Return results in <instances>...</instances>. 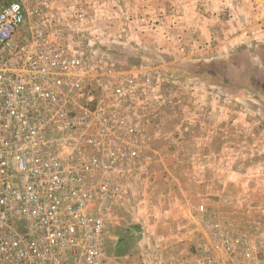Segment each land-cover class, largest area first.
<instances>
[{"label":"rangeland","instance_id":"1","mask_svg":"<svg viewBox=\"0 0 264 264\" xmlns=\"http://www.w3.org/2000/svg\"><path fill=\"white\" fill-rule=\"evenodd\" d=\"M13 1L0 0V10ZM55 1L47 0L43 12L61 36L60 46L88 62V68L73 69L71 76L84 84L81 99L94 121L89 134L100 131L97 120L102 115L116 121L117 116L131 118L135 130L130 134L124 125L111 124L124 138L125 169L111 177L122 197L113 202L107 216L110 255L119 259L133 247L130 241L119 247L113 208L119 205L150 214L156 208L159 215L174 184L179 196L184 191L197 207L199 216L193 225H203L208 242L214 224L243 236L264 229L260 199L264 188L252 187L253 177L264 179V155L259 151L264 143L259 134L264 130V0H251L248 9L243 6L245 0H224L220 9L208 0L198 6L190 0L191 7L207 20L202 30L191 29L201 42H195L191 33L187 37L189 32L182 27L172 26L140 42L125 33L109 40L104 27L97 25L91 2L78 0L65 6L68 16L61 18L48 13L51 5L56 8ZM28 34V26L21 28L15 43ZM121 87L124 91L118 94ZM253 148L259 154H253ZM88 154L102 157L92 149ZM202 181L205 193L199 186ZM184 182L188 187H182ZM234 187L237 200L229 203L230 197H236ZM133 188L140 192L136 204ZM215 190L225 206L211 204ZM202 193L205 199L198 200ZM126 233L132 232L127 229ZM168 253L159 252L157 258H167Z\"/></svg>","mask_w":264,"mask_h":264},{"label":"built area","instance_id":"2","mask_svg":"<svg viewBox=\"0 0 264 264\" xmlns=\"http://www.w3.org/2000/svg\"><path fill=\"white\" fill-rule=\"evenodd\" d=\"M46 3L14 0L0 10V264H121L107 249L108 212L121 196L111 177L125 169L124 138L111 124L135 130L131 118L102 115L89 134L84 84L71 76L88 62L60 46ZM210 232L194 264H264L249 262L246 236L219 224Z\"/></svg>","mask_w":264,"mask_h":264},{"label":"crops","instance_id":"3","mask_svg":"<svg viewBox=\"0 0 264 264\" xmlns=\"http://www.w3.org/2000/svg\"><path fill=\"white\" fill-rule=\"evenodd\" d=\"M80 1L81 0H79V2ZM88 1L93 4V13L98 21L97 25L104 27L102 31L105 32L109 40H112V37L120 36L125 33L126 36L130 37L134 42H140L147 37H156L155 34H157L158 31L162 33L166 28L172 26L182 27L183 32H189L187 37H190L191 33L193 37L195 36V42H201L202 39L199 34H196V32L191 29L195 26L198 30H202V28L207 26L206 17L197 13L196 8L191 7L190 0ZM202 1L203 0H195V6H198ZM223 1L224 0H208V2H212L211 4H217V9L223 7ZM245 1L244 3L241 1L237 2L235 6L243 3V6L248 9V5H253L251 0ZM76 3H78V0H56L54 3L56 8H53L54 6L51 5V9L48 13L52 17L53 15H59L61 18H66L68 16V7H64ZM180 3L183 4V7L178 5ZM180 8L183 10V13L179 11ZM177 11L180 12V16ZM203 14H205V12H203ZM156 21H160L161 25L157 26L155 24ZM154 26H156L157 29L154 30ZM193 37H191V41L194 40ZM259 134L264 138V130H261ZM251 151L254 152L253 154H259L258 151L255 152L254 148ZM259 151L262 152L261 156L263 157L264 143ZM262 168L261 171L264 172V160ZM252 169L253 168H250V170ZM252 182V187L258 186L264 188L263 178L253 177ZM184 183L185 185H182V187H188V183ZM199 186L203 188L202 192L205 193L206 182H199ZM169 187H171V190L169 192L167 191L165 196L166 200L162 202L164 205L162 208L164 209L160 210L159 215L156 208L154 212L151 213L153 216L149 212L139 213L135 209L127 211L119 205L113 208L114 215H112V224L114 229L119 233V239H121V241L119 240V247H124L128 241H130L133 246L127 248L128 253L126 255L119 257L118 260L121 264H133L135 262L161 264L165 259L170 258L184 259L182 264L195 263L196 255L194 247H197L201 242V236L204 235L206 229L203 228V225H199L198 227L193 225L195 216H199V214L196 212L197 207L193 204L192 200L185 195L186 193L184 194L183 191L182 196H179V192L175 190V184ZM235 188L236 187H234L233 192L236 196L237 191ZM262 190L263 196H261L260 199L264 202V189ZM133 192L136 204V200L140 198V192H138V190L136 191V188H133ZM203 193L201 196H198V200L202 198L205 199L206 196H204ZM236 198L237 196L234 198L230 197L231 200L229 203H232V201L233 203L236 202ZM210 202L219 208L227 204L223 196L218 194L216 190ZM262 212L264 213V209ZM261 228L255 229L251 234H246L247 247L249 249L248 260L250 263L260 262L261 254L264 258V229ZM127 229L134 234V237H130L132 233H126ZM126 234L129 236L126 237ZM159 252H169L167 254L168 257L163 259L157 258ZM262 261H264V259Z\"/></svg>","mask_w":264,"mask_h":264}]
</instances>
